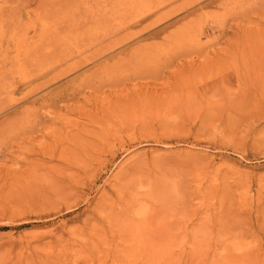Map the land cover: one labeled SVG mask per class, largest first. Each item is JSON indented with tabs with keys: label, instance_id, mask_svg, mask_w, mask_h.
<instances>
[{
	"label": "rangeland",
	"instance_id": "obj_1",
	"mask_svg": "<svg viewBox=\"0 0 264 264\" xmlns=\"http://www.w3.org/2000/svg\"><path fill=\"white\" fill-rule=\"evenodd\" d=\"M8 1L0 264H264V0Z\"/></svg>",
	"mask_w": 264,
	"mask_h": 264
},
{
	"label": "bare ground",
	"instance_id": "obj_2",
	"mask_svg": "<svg viewBox=\"0 0 264 264\" xmlns=\"http://www.w3.org/2000/svg\"><path fill=\"white\" fill-rule=\"evenodd\" d=\"M2 1V0H1ZM7 1V0H6ZM10 1V0H9ZM8 1V2H9ZM15 1V0H14ZM11 2V1H10ZM15 3V2H14ZM8 6H10L9 5V3H8ZM12 7H13V3H12ZM4 9V8H3ZM6 9H9V8H6ZM5 9V10H6ZM17 9V8H16ZM6 11H8V10H6ZM1 12V11H0ZM3 12V11H2ZM13 12V11H12ZM5 15V14H4ZM10 16V15H9ZM2 18H4V17H2ZM13 19H16V18H13ZM16 24V23H15ZM16 57V56H15ZM9 59V58H8ZM173 192V191H172ZM178 192V191H177ZM174 194V193H173ZM170 195V194H169ZM174 195H177L176 197H175V199H173V200H178L177 198H178V193L177 194H174ZM181 197H182V195H181ZM183 198V197H182ZM185 199V198H184ZM183 199H181V201H182ZM187 201V200H186ZM171 202V201H170ZM174 202V201H173ZM183 203H184V201H183ZM175 204V203H174ZM180 204V203H179ZM183 206V205H182ZM163 212V211H162ZM156 214V213H155ZM157 215V214H156ZM173 217V216H172ZM150 222H151V220H150ZM136 224V223H135ZM136 226V225H135ZM170 226V225H169ZM264 227V226H263ZM136 228V227H135ZM136 229H138V228H136ZM138 232V231H137ZM141 232V231H140ZM231 232V231H230ZM165 233V232H164ZM146 234V233H145ZM141 235H143V234H141ZM137 236V235H136ZM147 243V242H146ZM259 255V254H258ZM258 255H257V257H258ZM260 256V255H259ZM264 257H261L260 256V258H257V260L258 259H260V262H261V260L263 259ZM256 260V261H257ZM258 262V261H257ZM263 263H264V259H263Z\"/></svg>",
	"mask_w": 264,
	"mask_h": 264
}]
</instances>
